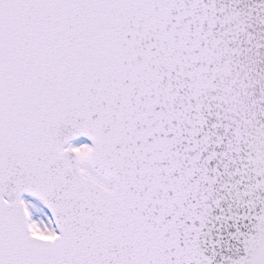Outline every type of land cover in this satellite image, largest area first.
<instances>
[{"label": "snow or ice", "instance_id": "obj_1", "mask_svg": "<svg viewBox=\"0 0 264 264\" xmlns=\"http://www.w3.org/2000/svg\"><path fill=\"white\" fill-rule=\"evenodd\" d=\"M0 264H264V0H0Z\"/></svg>", "mask_w": 264, "mask_h": 264}]
</instances>
